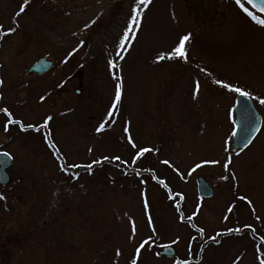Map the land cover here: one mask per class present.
<instances>
[{"label": "rangeland", "instance_id": "1", "mask_svg": "<svg viewBox=\"0 0 264 264\" xmlns=\"http://www.w3.org/2000/svg\"><path fill=\"white\" fill-rule=\"evenodd\" d=\"M23 2L0 0V108L21 121L6 131L0 112V151L13 157L11 182L0 187V264H261L258 244L244 237L202 243L250 204L264 244V122L235 150L239 93L215 83L248 91L264 117L256 99L264 98V26L235 0H151L121 49L136 0H29L17 16ZM187 34V59L167 58ZM43 57L54 67L28 76ZM139 147L152 151L134 161ZM198 175L212 197H199ZM165 244L175 257L159 254Z\"/></svg>", "mask_w": 264, "mask_h": 264}, {"label": "snow or ice", "instance_id": "2", "mask_svg": "<svg viewBox=\"0 0 264 264\" xmlns=\"http://www.w3.org/2000/svg\"><path fill=\"white\" fill-rule=\"evenodd\" d=\"M29 3V0H24L22 6L20 7L19 12L17 13V16L22 13L25 10V6ZM151 0H136V6L132 9V14L130 16L129 22H128V26L127 28L124 30L123 36L121 37V42L119 47L121 49H124L126 46V43L129 42L130 40L135 38V31L140 27L141 24V18H142V9H146L148 8V6L150 5ZM236 5L242 10V12L244 14H246L252 21H254L256 24L264 26V18H261L260 15H257L255 12L251 11L249 9V7L245 6V3L242 2V0H235ZM247 4L251 5L252 8H258L260 13H264V0H247ZM15 31L14 28H9L7 30L8 33H11ZM190 40V34L184 35L182 37L179 38V41L177 43V45L171 50V52L168 54L169 59H174V58H180V59H187V49L185 47V42ZM118 56H120V58L122 59L123 57L120 55V53H117ZM165 57L163 55H160L157 57V60H162ZM110 64L114 65V62H110ZM116 79L118 81H120L119 83L116 84V94H115V103L113 104V108L116 107L117 104H119L120 99H121V94H122V88H123V83H122V78L117 76ZM216 84H221L223 85V87L229 89L230 91L239 93L241 96L244 97H250V93L248 91H244L242 88L240 87H234L231 84H225L223 81L220 80H216L215 81ZM199 82H196V89L197 91L199 90ZM41 99H43V97H41ZM256 99L259 100L260 104H264V98H260V97H256ZM0 112H3L6 114L8 120L7 123L5 124V130L7 131L8 129V125L9 124H20L21 121L19 120H15L12 118V113L7 109V108H0ZM113 115L112 112L108 113L109 118H111V116ZM52 119V117H47L44 121V126H47L48 121H50ZM233 123L235 124V121H233ZM28 128H32L33 125L29 124L27 125ZM104 128V124L101 123L99 125V127L97 128V131H101ZM39 130V129H37ZM128 129L125 128V132H127ZM233 135H236V133L234 132ZM129 143L131 144V147L134 149H137V145L135 144V142L132 141L131 137H128ZM54 147V145H52ZM152 151V149L147 148V147H139L138 150L135 152V155L133 157V160L135 161L136 159L143 157L146 153H150ZM3 155H8L7 153H2ZM104 159H108L107 157H105ZM115 160H119L120 157L116 156L114 157ZM101 161L100 160H96L93 161V163L95 164H99ZM231 162V157L228 158V162L224 164L225 169L228 168V164ZM163 164L168 165L169 161L168 160H164L162 161ZM203 163L207 164V163H218V161H204ZM61 167H65L64 165H61ZM72 167H81L80 165H72ZM87 168H91V165H87L85 166ZM201 167V164H196L195 168H199ZM195 170V169H193ZM224 179H227V177H224ZM143 183V181H142ZM161 183H163L161 181ZM165 187H167V185H165ZM182 196V194H179ZM4 197L2 196V194H0V199H3ZM240 199H246V197H241ZM249 203H251L249 201ZM145 205L147 206V200L145 199ZM177 209H179L180 205L177 203L176 204ZM183 218V217H182ZM149 219H151L149 217ZM189 219H191V217H189ZM193 227H195V225H193ZM199 231L202 233L204 230L201 228L199 229ZM229 232L231 231H239V229H228ZM212 239H215L214 237ZM148 243L147 240L143 241L139 247L136 249V254L138 256L140 249L144 247V245ZM131 264H137V260L133 259L131 261ZM185 264H187V262H185ZM261 264H264V260L261 261Z\"/></svg>", "mask_w": 264, "mask_h": 264}, {"label": "water", "instance_id": "3", "mask_svg": "<svg viewBox=\"0 0 264 264\" xmlns=\"http://www.w3.org/2000/svg\"><path fill=\"white\" fill-rule=\"evenodd\" d=\"M245 1L247 2V0ZM255 9L259 11L258 8ZM52 64L53 61L51 59L42 58L29 68L28 73H44L51 68ZM234 114L236 121L234 132L236 135H233V147L235 149L246 148L261 129L262 115L249 97H244L240 94L236 98ZM2 153L6 152L0 153V185L6 186L11 181L8 169L12 166L13 158L8 153V155H3ZM197 189L199 195L203 197H210L213 194V188L203 176L197 177ZM159 254L174 257L176 249L171 245H165L159 251Z\"/></svg>", "mask_w": 264, "mask_h": 264}, {"label": "flooded vegetation", "instance_id": "4", "mask_svg": "<svg viewBox=\"0 0 264 264\" xmlns=\"http://www.w3.org/2000/svg\"><path fill=\"white\" fill-rule=\"evenodd\" d=\"M0 28H1V26H0ZM1 36V35H0ZM53 59V58H52ZM39 60V59H38ZM53 61H54V59H53ZM54 65H55V63L53 62V65H52V67H51V69L54 67ZM50 69V70H51ZM49 70V71H50ZM49 71H47V72H45V73H43V74H37V73H33V74H28V76H43V75H46V74H48V72ZM70 78H72V79H75L76 77L75 76H71ZM0 84H1V82H0ZM81 84V83H80ZM77 89H81V91H83V89L82 88H75L74 89V92H75V90H77ZM82 93V92H81ZM81 93H78V95H81ZM77 94V93H76ZM260 111V110H259ZM261 113V112H260ZM262 115V114H261ZM262 118H263V122H264V117H263V115H262ZM43 128H44V126L43 125H41ZM35 129V128H34ZM37 130V129H36ZM49 141V144L51 143V141L50 140H48ZM53 144L51 143L50 144V147H52V150H53V152H56L57 151V149L55 148V147H53L52 146ZM213 186V185H212ZM235 187H237V188H240V184L239 183H236V185L234 186V188H233V191H232V195H233V193H234V191H235ZM213 188H214V186H213ZM214 193H215V188H214ZM214 195V194H213ZM202 200H205V199H208V198H203V197H201V196H199ZM234 200V199H233ZM252 201V200H251ZM247 214L248 215H242V216H238V215H233V216H231V226H230V229H239V231H231V232H229V231H221V232H219V233H217V235H218V238H216V239H212V238H209V239H206L205 240V242L204 243H202V247H209L211 244H217V243H219V240H220V237L219 236H226V238H230V237H232V236H237V237H244V238H246V239H248V240H251L252 242H253V245H254V248H255V250H256V245L258 246V251H259V253L262 255V256H264V253L262 254V251H264V244L262 243V239L256 234V229H255V226H254V222H257V219L258 218H256L255 220H254V217L252 216V215H249V213H250V211H251V208H250V204L249 205H247ZM181 222H187L188 220H185L184 218H181V220H180ZM188 222H192L191 220L190 221H188ZM258 224H261V223H259V222H257ZM191 227L194 229V228H197L198 229V227H193V225L191 224ZM257 227H258V225H257ZM259 228V227H258ZM201 233V232H200ZM201 235H203V233H201ZM202 239H203V236L201 237ZM214 241H216V242H214ZM196 242H198V240L196 241ZM214 242V243H213ZM194 264V263H193Z\"/></svg>", "mask_w": 264, "mask_h": 264}]
</instances>
